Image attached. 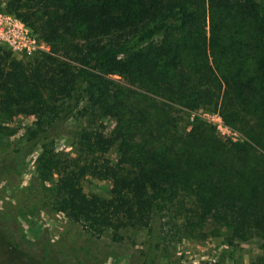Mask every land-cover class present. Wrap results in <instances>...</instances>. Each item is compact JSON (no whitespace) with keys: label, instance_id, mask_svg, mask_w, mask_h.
Wrapping results in <instances>:
<instances>
[{"label":"trees","instance_id":"1","mask_svg":"<svg viewBox=\"0 0 264 264\" xmlns=\"http://www.w3.org/2000/svg\"><path fill=\"white\" fill-rule=\"evenodd\" d=\"M6 3L50 50L18 58L0 46V180L42 148L37 173L63 182L53 190L67 220L116 242L143 231L145 264L181 237L180 220L185 233L212 227L227 246L260 238L264 252V0ZM202 106L220 107L246 141L191 120ZM28 113L24 130L3 125ZM78 118L86 123L70 130ZM56 133L77 138L65 167L45 142ZM88 177L109 179L110 195L88 194ZM227 258L224 249L212 264Z\"/></svg>","mask_w":264,"mask_h":264},{"label":"rangeland","instance_id":"2","mask_svg":"<svg viewBox=\"0 0 264 264\" xmlns=\"http://www.w3.org/2000/svg\"><path fill=\"white\" fill-rule=\"evenodd\" d=\"M0 6L7 9L6 0H0ZM141 99L147 103L146 97L142 96ZM190 115L191 120L201 119L212 126L224 141H246L242 131L229 124L220 107L202 106L191 110ZM33 120L32 114H21L15 116L14 123L3 122V125L13 131L18 128L24 130ZM106 121L109 132L114 120ZM85 123L84 118L74 119L68 128L76 131ZM17 136L19 133L8 137L10 146H13ZM75 139L56 133L45 140L51 142V147L59 156L67 155L62 167L67 166L73 156ZM8 148L7 144L4 150ZM43 155V149L38 148L21 171L0 180V221L11 243L10 248L0 243V264H145L148 258L143 253V231L125 230L124 239L116 242L110 232L92 236L81 225L67 220L55 204L56 190H53L61 187L63 182L56 174L51 181L42 182L37 173V165ZM112 155H115L114 151ZM84 188L88 194L109 196L111 181L88 177L84 181ZM179 224L183 231L181 237L157 249L151 248V261L146 264H212L224 249L228 253L226 264H264L260 238L227 246L221 235L212 233V227L185 233L181 220Z\"/></svg>","mask_w":264,"mask_h":264},{"label":"built area","instance_id":"3","mask_svg":"<svg viewBox=\"0 0 264 264\" xmlns=\"http://www.w3.org/2000/svg\"><path fill=\"white\" fill-rule=\"evenodd\" d=\"M0 46L10 48L18 58L50 50L49 44L37 30L1 6Z\"/></svg>","mask_w":264,"mask_h":264}]
</instances>
